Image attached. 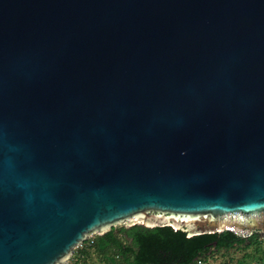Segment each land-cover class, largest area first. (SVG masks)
<instances>
[{
	"label": "water",
	"instance_id": "obj_1",
	"mask_svg": "<svg viewBox=\"0 0 264 264\" xmlns=\"http://www.w3.org/2000/svg\"><path fill=\"white\" fill-rule=\"evenodd\" d=\"M124 224L264 238V0H0V264Z\"/></svg>",
	"mask_w": 264,
	"mask_h": 264
},
{
	"label": "trees",
	"instance_id": "obj_2",
	"mask_svg": "<svg viewBox=\"0 0 264 264\" xmlns=\"http://www.w3.org/2000/svg\"><path fill=\"white\" fill-rule=\"evenodd\" d=\"M259 239L264 240L258 235L243 238L231 231L188 237L186 232L170 226H120L94 236L91 244L82 243L73 252L72 264H90L88 260L94 256L102 264H204L216 252L235 247H251L256 261L264 262Z\"/></svg>",
	"mask_w": 264,
	"mask_h": 264
},
{
	"label": "rangeland",
	"instance_id": "obj_3",
	"mask_svg": "<svg viewBox=\"0 0 264 264\" xmlns=\"http://www.w3.org/2000/svg\"><path fill=\"white\" fill-rule=\"evenodd\" d=\"M123 226L127 227L126 224H124ZM258 242L260 252H262L261 250L264 251V240L259 239ZM252 252L253 249L251 247L248 249L242 247H235L233 249L216 252V254L212 255V257H209L208 261L204 262V264H224L228 260L229 264H252L257 259L254 252ZM248 254H250L251 256L248 257ZM242 260L244 262L240 263V261ZM88 261L90 264H102V262L96 256L90 258V260Z\"/></svg>",
	"mask_w": 264,
	"mask_h": 264
},
{
	"label": "built area",
	"instance_id": "obj_4",
	"mask_svg": "<svg viewBox=\"0 0 264 264\" xmlns=\"http://www.w3.org/2000/svg\"><path fill=\"white\" fill-rule=\"evenodd\" d=\"M94 236H97V235H96V234H91V235H89L87 241H89L90 244L92 243V240H93ZM80 246H81V245H80ZM72 262H73V254H72L71 257L69 258V260L66 261L65 264H72ZM252 264H264V262H263V261H255V262H253Z\"/></svg>",
	"mask_w": 264,
	"mask_h": 264
},
{
	"label": "bare ground",
	"instance_id": "obj_5",
	"mask_svg": "<svg viewBox=\"0 0 264 264\" xmlns=\"http://www.w3.org/2000/svg\"><path fill=\"white\" fill-rule=\"evenodd\" d=\"M133 222H138V221H132L131 223H133Z\"/></svg>",
	"mask_w": 264,
	"mask_h": 264
}]
</instances>
